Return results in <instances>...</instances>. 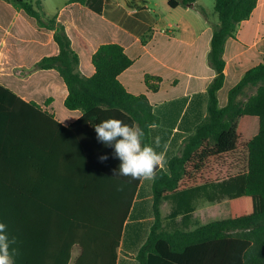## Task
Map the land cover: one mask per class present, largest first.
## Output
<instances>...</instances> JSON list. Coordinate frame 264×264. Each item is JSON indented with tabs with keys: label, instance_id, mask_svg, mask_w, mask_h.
Masks as SVG:
<instances>
[{
	"label": "trees",
	"instance_id": "trees-1",
	"mask_svg": "<svg viewBox=\"0 0 264 264\" xmlns=\"http://www.w3.org/2000/svg\"><path fill=\"white\" fill-rule=\"evenodd\" d=\"M2 1L53 33L58 55L43 58L36 67L55 70L67 90L65 109L82 113L64 128L39 105L21 100L0 85V222L6 223L10 234L17 238L16 264H69L73 244L67 242L68 236L74 237L89 226L101 235V242L94 243V239L79 245L81 254L74 264H116L123 223L139 180L112 176L121 162L112 158L111 147L97 141L94 127L108 118H117L143 129L144 143L154 147L149 126L157 127L162 120L145 95H131L120 84L118 76L132 65L120 45L99 46L91 58L93 76L83 77L78 73L79 58L64 27L55 17H45L42 0ZM89 1L90 9L99 13L101 0H68L67 4L87 5ZM196 1L170 0L168 4L171 8L189 7ZM257 2H214L218 22L213 28L207 63L215 77L206 91V116L183 140L179 155L156 171L151 184L154 221L138 250L139 264H264V65L249 69L229 90L224 108L220 109L217 101V92L224 83V44L234 37L239 24L249 19ZM147 38L142 36L141 43L145 44ZM160 81L144 76L151 92L158 90ZM247 90L254 92L246 96ZM50 101L47 99L45 104ZM53 128L60 130L56 131L59 135H74L69 155L57 164L48 159L39 164L38 158L44 153L41 137ZM101 155L109 159L100 162ZM28 172L33 179L26 185ZM59 176L64 194L48 196L49 191L45 196L59 226L49 231L54 239L48 241L37 226V210L42 186L49 188L53 177L55 188V177ZM209 186L216 187L220 198H227L226 205L215 211L219 221L194 231L162 229V201L170 197L185 200L187 194ZM179 207L171 217L192 211L189 205Z\"/></svg>",
	"mask_w": 264,
	"mask_h": 264
},
{
	"label": "crops",
	"instance_id": "crops-1",
	"mask_svg": "<svg viewBox=\"0 0 264 264\" xmlns=\"http://www.w3.org/2000/svg\"><path fill=\"white\" fill-rule=\"evenodd\" d=\"M67 1L42 0V11L45 17H55L64 27L71 48L79 58L78 73L87 78L93 76L95 70L91 58L98 47L103 44L120 45L132 60V65L118 76L120 84L131 95H145L154 112L160 116L161 125L151 130L153 144L155 137H161V147L156 151H164L166 144V161L179 155L183 140L207 112L206 91L215 77L207 63L213 28L218 22L213 11L215 0L208 5L211 9L203 0H197L189 7L175 8L169 7L170 0H101L99 13L90 9L91 1L87 5L67 4ZM144 35L148 38L142 44ZM58 52L51 31L39 27L37 21L22 10L0 0V85L21 100L39 105L67 128L82 113L65 109L67 90L59 74L55 70L36 67L43 58L56 56ZM223 61L224 83L217 92L220 109L227 105L229 90L244 74L255 66L264 65V0H258L249 19L239 24L233 38L226 40ZM145 75L160 78L156 92L147 90ZM47 99L51 101L45 104ZM49 131L41 137L44 153H41V159L38 158L39 164L44 159L52 164L60 163L69 155V146L74 141L72 134L59 135L56 131L60 130L56 128ZM25 177L27 185L33 178L29 172ZM59 177H55V188L53 177L49 188L42 186L37 210V226L48 241L54 239L49 231L59 226L54 221V209L47 206L45 196L49 191L48 196L64 194L63 180ZM151 184L152 180L138 182L129 214L123 223L116 264H139L136 258L138 250L154 221ZM26 192L28 190L25 197L29 206ZM200 193L204 192L191 199L193 204L176 197L162 201L159 207L162 229L194 231L201 223H210L211 212L227 203V198H220L218 194L215 198L213 192L205 199L200 197ZM180 204L183 209L189 205L191 213L171 217L174 210L179 211ZM92 229L89 226L74 237L68 236L67 242L73 244L69 264L79 258V245L91 243L94 239V243L101 242V235H96Z\"/></svg>",
	"mask_w": 264,
	"mask_h": 264
},
{
	"label": "clouds",
	"instance_id": "clouds-1",
	"mask_svg": "<svg viewBox=\"0 0 264 264\" xmlns=\"http://www.w3.org/2000/svg\"><path fill=\"white\" fill-rule=\"evenodd\" d=\"M149 127L154 128L155 125ZM94 131L97 141L111 147L112 158L121 162L118 169H113L112 176L154 180L157 169L167 162V145H164V151H156L161 147V137H155V147L145 144V132L137 125L130 126L120 119L108 118L96 124ZM108 159V155L99 156L100 162ZM17 243V238L10 234L8 225L0 222V264H16V257L19 255Z\"/></svg>",
	"mask_w": 264,
	"mask_h": 264
},
{
	"label": "rangeland",
	"instance_id": "rangeland-1",
	"mask_svg": "<svg viewBox=\"0 0 264 264\" xmlns=\"http://www.w3.org/2000/svg\"><path fill=\"white\" fill-rule=\"evenodd\" d=\"M204 1V3H205V5H211V0H203ZM210 3V4H209ZM208 7H210V9H211V6H208ZM254 92V90H247V92H246V96H248V95H250V94H252ZM216 190V187H214V186H209V187H206V188H204V189H201L199 192H204V193H200L199 195H200V197H204V199H205V196L206 195H208L209 193H211V192H213V195L215 196V198H216V195H217V192L215 191ZM199 192H193V193H189V194H187L186 195V197H185V203H189V204H193V201L191 202V199L192 198H194V199H196V195L199 193ZM198 200H200V199H198ZM219 208V207H218ZM211 215H212V218H211V221H214V220H220V218H219V214L218 213H216V212H211ZM209 217H210V214H209ZM201 221V220H200ZM208 221H210V218H208ZM202 225H204V224H200L198 227H201ZM74 262L72 261V262H70V264H73Z\"/></svg>",
	"mask_w": 264,
	"mask_h": 264
}]
</instances>
